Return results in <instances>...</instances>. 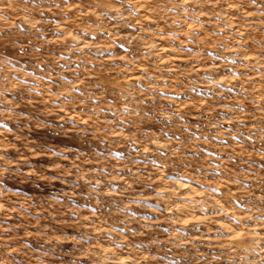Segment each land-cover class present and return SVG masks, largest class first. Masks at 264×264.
<instances>
[{
	"label": "rangeland",
	"instance_id": "1",
	"mask_svg": "<svg viewBox=\"0 0 264 264\" xmlns=\"http://www.w3.org/2000/svg\"><path fill=\"white\" fill-rule=\"evenodd\" d=\"M0 264H264V0H0Z\"/></svg>",
	"mask_w": 264,
	"mask_h": 264
},
{
	"label": "snow or ice",
	"instance_id": "2",
	"mask_svg": "<svg viewBox=\"0 0 264 264\" xmlns=\"http://www.w3.org/2000/svg\"><path fill=\"white\" fill-rule=\"evenodd\" d=\"M132 11L135 12V9H132ZM137 151H138V149H137ZM145 151L147 152L148 149H145ZM161 167H163V166L161 165ZM200 187H203V185H200ZM214 191H218V189H214ZM222 209H223V205L220 206V211H222ZM226 219L229 220V221H232L234 223H238V221L236 220V218L234 216L227 215ZM221 234H223V233H221Z\"/></svg>",
	"mask_w": 264,
	"mask_h": 264
}]
</instances>
